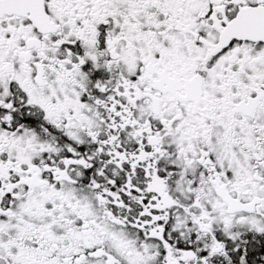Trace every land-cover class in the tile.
Segmentation results:
<instances>
[{"label": "snow or ice", "instance_id": "snow-or-ice-1", "mask_svg": "<svg viewBox=\"0 0 264 264\" xmlns=\"http://www.w3.org/2000/svg\"><path fill=\"white\" fill-rule=\"evenodd\" d=\"M0 264H264V0H0Z\"/></svg>", "mask_w": 264, "mask_h": 264}]
</instances>
